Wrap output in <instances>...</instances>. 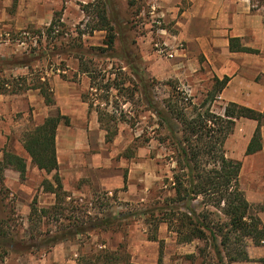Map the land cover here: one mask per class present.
<instances>
[{
  "label": "rangeland",
  "instance_id": "rangeland-1",
  "mask_svg": "<svg viewBox=\"0 0 264 264\" xmlns=\"http://www.w3.org/2000/svg\"><path fill=\"white\" fill-rule=\"evenodd\" d=\"M96 1L0 0V58L16 60L25 58L26 55L34 54L36 57V53L40 54L37 60L34 58L30 68L11 65L3 69L0 66V78L13 81L21 75L45 76L51 81L54 93V101L49 105H46L39 90H29L22 94H0V152L3 150V156L4 151L14 152L26 159L27 166L28 163L32 165L30 169L27 168L23 178L18 170L9 167L20 173V180L10 185L6 180L5 186L0 183V221L8 222L5 229L11 231V237L31 242L34 234L36 241L42 243L43 237L55 234L59 226L69 223L66 217L77 216L80 220H86L87 217L96 219L120 212L132 213L128 215L132 217L124 219L122 223L132 222L117 226L114 231L87 232L69 239L79 243L78 255H74L78 264H92L95 256L105 250L119 253L129 264H214L212 259L201 253V249L206 246L204 241L182 244L166 223H161L157 232L145 223L143 212L154 201L170 194L166 189L165 179L172 176L174 162L167 144L161 140L167 131L158 124L159 117L147 104V98L136 88L139 77L132 67L123 59H118V56L111 58L106 52H98L96 56L80 53L93 59L91 64L105 69L103 85L108 83L109 77L120 80L122 76L124 80L127 79L126 85L130 86L121 93L112 90L108 101L105 89L97 92L96 103H101L102 108L105 107L110 114L126 119L118 123L117 135L112 141H108L107 132L99 122L96 106L93 109L89 107L88 99L92 97L91 80L80 71L81 61L76 58V51L70 54L60 53L62 44L73 49L72 45L79 41L85 48L106 45L107 32L93 30L97 20L93 6ZM160 2L161 0H112L113 10L111 12L108 7L107 10L118 20L117 23L113 22L117 33L116 49L123 55V46L128 43L131 47L128 57L131 56L132 60L137 56L141 58L139 64L149 83L148 92L160 106L177 101L179 106L189 103L199 106L209 97V92L214 90L215 77L209 78L205 73H200L204 76L200 80L181 79L184 66L180 64L186 59L185 54L189 49L185 38L179 36L180 31L185 28L176 23L187 4L181 6L177 15H169L170 11L160 6ZM250 2L255 7L264 5V0ZM53 20L57 22L49 35L47 27ZM49 51L51 55L47 54ZM41 54L44 56L41 57ZM119 67H123L122 71H119ZM186 67L190 73L195 71L191 61ZM207 102L206 107L212 108L215 113H224L226 103L220 95L208 98ZM191 109H187L189 114ZM59 114L67 118L58 127L56 136L60 158L65 162L72 152L78 161L95 159L97 167H105L111 171L114 181V176L119 173L127 175L126 188L122 183L118 189L102 191L96 190L90 178L72 179L71 186L74 189H64L71 194V198L65 197L63 200L61 197L60 205L68 207V210L64 212V216H56L60 219L59 222L51 214L43 220L37 218L30 222L31 205L34 201L41 208L51 207L57 199L43 185L44 179L53 180L54 172L40 173L32 169L35 164L24 147V136L43 122L46 116ZM104 118L107 121L109 116L104 115ZM252 129V122L246 118L235 123L233 132L225 142L228 156L233 146L243 144ZM74 168L79 171L77 165ZM11 180L14 181L13 178ZM196 204L198 211L204 209L202 203ZM259 209V206L254 205L252 213L257 215ZM153 233H157L159 240L163 241L161 263L160 242L148 239ZM65 241L68 240L59 243ZM250 241L253 239L248 238L247 244ZM59 243L34 248L30 252L23 251L18 244L16 250L9 249L4 258L1 257L3 249L0 248V264H51V251ZM191 253L196 254V259L188 258L187 255Z\"/></svg>",
  "mask_w": 264,
  "mask_h": 264
},
{
  "label": "trees",
  "instance_id": "trees-1",
  "mask_svg": "<svg viewBox=\"0 0 264 264\" xmlns=\"http://www.w3.org/2000/svg\"><path fill=\"white\" fill-rule=\"evenodd\" d=\"M93 6L97 18L93 30L99 29L107 32L105 42L107 46L85 48L79 41L75 43L76 45H72L71 48L73 49H68L62 44L59 50L60 53L68 54L76 51L74 54L81 61L80 71L87 74L91 80L90 88L92 91L90 92L92 97L88 99L89 107L93 109L96 106L99 122L107 132L108 141H112L117 135L118 123L122 120L126 121V119L117 117L114 113L110 114L105 110V107L102 108L101 103H96L98 100L97 92L105 89L108 101L112 90H118L121 93L130 86L126 85L127 79L124 80L122 76L120 80L109 77L108 83L103 85V78L105 79L106 75L103 70L105 69L91 64L94 60L88 59L80 53L96 56L99 54L98 52H106L111 58L118 56V59H123L129 67H132L133 72L139 77L136 88L141 91L143 97L147 98V104L159 117L158 124L167 131L166 137H162L161 140L167 144L171 152V159L174 162L171 169L172 176L165 179L166 189L170 194L157 199L143 212L145 223L149 224L151 230L156 232L161 223H166L169 230L176 234L180 243L204 241L206 246L201 249V253L210 260L212 259L214 264L249 261L247 239H253L256 244L264 243V224L258 215L252 213L253 205L247 199L241 186L242 161L227 155L225 142L233 131L237 118H251L257 120L258 125L246 153L251 154L261 150L263 147L261 127L264 125V111H258L235 102H229L224 108L223 114H217L212 108L206 107L208 98L213 99L222 92L230 80L229 76L222 79L215 77L214 90L209 92V97L199 106L192 103L179 106L178 101L169 102L164 107L160 106L148 92L149 83L139 64L141 58L137 56L132 60L131 56L128 57V53L131 51L128 43L123 46V55L116 49L117 33L113 22L117 23L118 20L114 14L113 17L110 14L113 10L112 0H97ZM107 7L111 12H108ZM56 22L53 20L47 27L49 35ZM236 40L238 39H231V50L245 49V47L236 44ZM77 46H79L78 49H76ZM47 54L51 55V51ZM39 55L37 53L36 57L34 54L26 55L25 58L16 60L0 58V66L3 69L5 66L11 65L30 68L29 65L34 63V58L37 60ZM42 56L44 55L41 54ZM122 69L123 67H119V71ZM110 73L112 74V71ZM29 90H39L47 104L54 101L51 82L45 76L21 75L13 81L0 78V94H22ZM189 107L192 108L191 114L187 111ZM104 115L109 116L107 121ZM63 119L67 118L60 114L49 116L24 136V147L31 156L33 163L48 174L54 172L53 180L44 179L43 185L45 190L54 193L57 199L51 207L41 208H38L34 201L31 205L30 222H34L37 218L43 220L50 214L59 222L60 219L56 216L62 217L64 212L68 210V207L60 205L62 203L61 197L65 200V197L71 198V194L64 190L59 174L60 167L56 149L57 131ZM9 167L18 170L23 178L27 171L26 159L14 152L4 151L3 159L0 162V183L2 186H5V170ZM126 184L127 175L124 176L125 188ZM196 202L202 203L204 209L198 211ZM135 214L139 215V212ZM128 215H132V213L120 212L116 215L96 217V219L87 217L86 220H80L77 216L66 217L69 223L59 226L55 234L43 237L42 243L36 241L34 234L32 237L34 240L31 242L27 239L17 240L11 237V231L5 229L8 222L0 221V248L3 249L1 257L4 258L9 249L16 250L18 244L22 246L23 251L30 252L34 248L50 247L87 232L114 231L117 226L121 227L132 222L124 221L125 224L122 223L124 219L132 217ZM148 239L160 242L159 263H161L163 241L159 240L157 233L148 236ZM187 256L190 259H196L195 253ZM91 262H93L92 264H121L127 260L117 252L105 250L96 255Z\"/></svg>",
  "mask_w": 264,
  "mask_h": 264
},
{
  "label": "crops",
  "instance_id": "crops-1",
  "mask_svg": "<svg viewBox=\"0 0 264 264\" xmlns=\"http://www.w3.org/2000/svg\"><path fill=\"white\" fill-rule=\"evenodd\" d=\"M160 3V6L170 11L169 15H177L181 6L187 4L181 16L177 17L176 23L182 24L181 26L185 28L184 31L180 29L179 36L185 38L189 49L185 54L186 59L180 64L184 66L181 79L200 80L204 77L200 73H205L209 78L222 79L229 76L230 80L219 94L226 106L229 102H235L264 111V5L255 7L250 0H161ZM232 38H237L236 44L245 49L231 50ZM190 61L195 70L192 73L186 67ZM49 116L51 115L46 118ZM241 118L246 117L237 118L235 123ZM246 119L252 122L253 129L249 131L250 134L242 142L243 144H236L228 153L229 157L242 161L241 186L249 202L253 206L260 207L257 215L264 224V125L261 127L262 149L247 154L248 145L258 122L255 119ZM70 153L64 162L57 151L59 174L65 190L74 189L71 182L83 178H90L96 190L102 191L118 189L122 183L124 184V174L115 175L116 181H114L111 171L105 167H97L95 159L78 161L76 155ZM2 157L3 150L0 152V160ZM76 165L79 171L75 170ZM31 166L28 163L27 168L30 169ZM32 169L47 173L35 165ZM6 180L9 185L16 184L20 180V173L7 168ZM66 180H69V183ZM78 248L79 243L76 240L57 244L51 251V264H78L75 258L78 255ZM247 249L250 260L233 264H264V244L250 241ZM121 264H129V262Z\"/></svg>",
  "mask_w": 264,
  "mask_h": 264
}]
</instances>
